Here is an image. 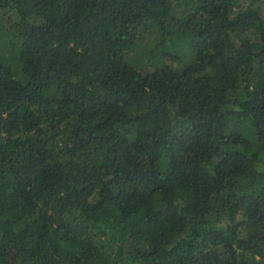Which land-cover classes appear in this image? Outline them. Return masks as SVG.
I'll use <instances>...</instances> for the list:
<instances>
[{
    "label": "trees",
    "instance_id": "trees-1",
    "mask_svg": "<svg viewBox=\"0 0 264 264\" xmlns=\"http://www.w3.org/2000/svg\"><path fill=\"white\" fill-rule=\"evenodd\" d=\"M0 23V264H264V0Z\"/></svg>",
    "mask_w": 264,
    "mask_h": 264
},
{
    "label": "rangeland",
    "instance_id": "rangeland-1",
    "mask_svg": "<svg viewBox=\"0 0 264 264\" xmlns=\"http://www.w3.org/2000/svg\"><path fill=\"white\" fill-rule=\"evenodd\" d=\"M6 34H5V32H4V29H3V25L0 23V37H3V36H5ZM155 36L156 35H154V37L153 38H155Z\"/></svg>",
    "mask_w": 264,
    "mask_h": 264
}]
</instances>
